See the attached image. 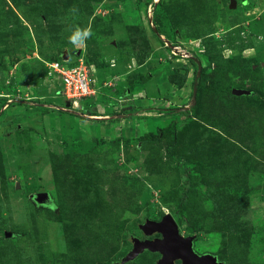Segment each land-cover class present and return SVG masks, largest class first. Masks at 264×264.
I'll list each match as a JSON object with an SVG mask.
<instances>
[{
  "label": "rangeland",
  "instance_id": "374dc122",
  "mask_svg": "<svg viewBox=\"0 0 264 264\" xmlns=\"http://www.w3.org/2000/svg\"><path fill=\"white\" fill-rule=\"evenodd\" d=\"M52 65L94 97L65 111ZM166 213L264 264V0H0V264H120Z\"/></svg>",
  "mask_w": 264,
  "mask_h": 264
},
{
  "label": "water",
  "instance_id": "95a60500",
  "mask_svg": "<svg viewBox=\"0 0 264 264\" xmlns=\"http://www.w3.org/2000/svg\"><path fill=\"white\" fill-rule=\"evenodd\" d=\"M233 92L235 94L242 93ZM46 197V193L31 196L35 202H42ZM138 229L145 239L132 238V247L124 255L120 264L134 260L145 251L159 255L156 264H222L210 254H197L192 247L194 236L183 237L179 233L176 222L168 213L163 214L159 221L145 220L143 224L139 225ZM155 234L159 238L148 239Z\"/></svg>",
  "mask_w": 264,
  "mask_h": 264
},
{
  "label": "built area",
  "instance_id": "2783aa9c",
  "mask_svg": "<svg viewBox=\"0 0 264 264\" xmlns=\"http://www.w3.org/2000/svg\"><path fill=\"white\" fill-rule=\"evenodd\" d=\"M74 67L64 69L59 68L58 65H52V68L61 74L62 91L64 96L69 99L70 104L66 106L65 111H68L71 107L75 109L80 101L86 100L95 94L94 86L89 79L85 66L84 68L80 65Z\"/></svg>",
  "mask_w": 264,
  "mask_h": 264
},
{
  "label": "clouds",
  "instance_id": "9594fccd",
  "mask_svg": "<svg viewBox=\"0 0 264 264\" xmlns=\"http://www.w3.org/2000/svg\"><path fill=\"white\" fill-rule=\"evenodd\" d=\"M90 35H91L90 28H86L83 30L77 28V29H75V31L72 32V34L70 36V40L73 44H83L85 39L87 37H89ZM77 57H79V56H77ZM67 59H68V57L65 58V60H67ZM94 89H95V87H94ZM95 93H96V89H95ZM94 95L90 98L92 99L94 97ZM90 98H87V99H90Z\"/></svg>",
  "mask_w": 264,
  "mask_h": 264
},
{
  "label": "trees",
  "instance_id": "16d2710c",
  "mask_svg": "<svg viewBox=\"0 0 264 264\" xmlns=\"http://www.w3.org/2000/svg\"><path fill=\"white\" fill-rule=\"evenodd\" d=\"M144 139L146 140H150V141H157L159 139V133L155 134V135H152L151 133H146L143 135ZM187 171H185V176H183V178L186 180L187 178ZM185 193L186 192H183L180 200H179V204H178V209L180 208V205L182 204L183 200L185 199ZM165 196V194H161V198H163Z\"/></svg>",
  "mask_w": 264,
  "mask_h": 264
},
{
  "label": "flooded vegetation",
  "instance_id": "af4514ba",
  "mask_svg": "<svg viewBox=\"0 0 264 264\" xmlns=\"http://www.w3.org/2000/svg\"><path fill=\"white\" fill-rule=\"evenodd\" d=\"M154 238H159V236L155 234V235H152L151 237H149L148 239L151 240V239H154ZM176 263H178V262H176Z\"/></svg>",
  "mask_w": 264,
  "mask_h": 264
}]
</instances>
